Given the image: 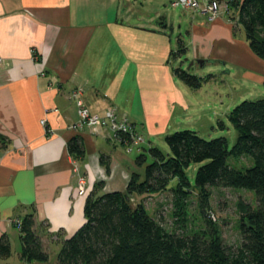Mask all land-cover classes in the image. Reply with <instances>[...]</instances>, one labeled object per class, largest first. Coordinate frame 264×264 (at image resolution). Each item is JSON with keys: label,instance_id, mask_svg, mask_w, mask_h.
Returning <instances> with one entry per match:
<instances>
[{"label": "crops", "instance_id": "obj_1", "mask_svg": "<svg viewBox=\"0 0 264 264\" xmlns=\"http://www.w3.org/2000/svg\"><path fill=\"white\" fill-rule=\"evenodd\" d=\"M149 1L0 0V136L6 141L0 148V239L7 238L11 252L0 263L20 260L15 222L26 214H33L48 248L60 246L85 223V201L95 184L103 183L100 193L125 190L136 156L125 153L107 129L85 126L75 133L69 127L78 120L76 99L91 115L114 109L119 118L139 120L133 41L151 33L145 28L153 22ZM190 12L194 58L212 53L250 71L264 70L245 36L242 42L240 26L231 27L236 10L212 22L208 14ZM75 135L82 140V157L67 150Z\"/></svg>", "mask_w": 264, "mask_h": 264}, {"label": "trees", "instance_id": "obj_2", "mask_svg": "<svg viewBox=\"0 0 264 264\" xmlns=\"http://www.w3.org/2000/svg\"><path fill=\"white\" fill-rule=\"evenodd\" d=\"M215 1L226 4L228 10H236L237 24L251 52L264 62V0ZM184 51L182 47L178 52ZM174 74L193 89L200 85L196 77L180 69ZM228 120L236 131L230 148L224 137L206 140L191 130L167 135V154L156 147L141 146L134 160L136 170L124 191L100 193L103 183L95 184L85 201V223L61 242L53 264H264V98L242 101L228 114ZM131 126L136 128L135 124ZM114 140L127 149L132 145L128 136ZM5 146V139L0 136V148ZM67 150L73 157L84 155L78 135L69 140ZM230 158L245 159L249 166L235 169L229 164ZM100 163L109 173L104 156H100ZM191 164H199L194 185L185 175ZM173 179L177 183L169 189ZM191 187L199 192L230 188L254 194L250 193L253 202H245L242 197L237 200L235 247L226 246L215 230L190 235L178 232L180 227L166 231L141 202L149 194L170 190L177 212L183 215L187 189ZM35 226L32 213L19 220V259L25 264H50V252ZM10 254L9 242L3 237L0 256Z\"/></svg>", "mask_w": 264, "mask_h": 264}, {"label": "rangeland", "instance_id": "obj_3", "mask_svg": "<svg viewBox=\"0 0 264 264\" xmlns=\"http://www.w3.org/2000/svg\"><path fill=\"white\" fill-rule=\"evenodd\" d=\"M172 1L160 3L151 0L147 3L153 22L146 24L145 28H151V33H146L144 40L133 41L132 76L135 77L133 83L136 94L134 112L139 116L140 122L129 115L130 120L136 122L137 143L131 141L129 149L121 145L123 151L130 153L132 158L140 152L141 146L156 147L167 154L164 138L181 130L194 131L206 140L224 137L230 148L235 142L236 131L228 120V114L244 100L264 98V70L250 71L223 58L218 59L212 53L203 59L194 58L188 32L195 22L190 11H197L173 8L170 4ZM135 12L138 16L139 13ZM224 12L206 17L207 21H214ZM228 12L229 10L226 13ZM236 23L238 22L231 23L233 30H236ZM242 39L244 42V33ZM182 47L186 51L180 54L178 51ZM176 69L196 77L200 82L199 87L193 89L177 78L174 74ZM229 164L238 170L249 166L245 159L230 158ZM198 167L199 164H191L185 170L191 185H194ZM176 183V179L171 180L169 189L175 187ZM187 190L189 194L183 215L177 212L170 190L149 194L142 200L137 196L136 199L141 200L148 214L166 231L171 232L180 227L178 232L190 235L215 230L226 246L235 247L238 244L237 200L242 197L245 202H253L254 194L230 188H206L199 192L191 187ZM44 246L49 250L50 264H53L60 246L52 244L48 248L46 241ZM19 261L12 258L3 264H25Z\"/></svg>", "mask_w": 264, "mask_h": 264}, {"label": "built area", "instance_id": "obj_4", "mask_svg": "<svg viewBox=\"0 0 264 264\" xmlns=\"http://www.w3.org/2000/svg\"><path fill=\"white\" fill-rule=\"evenodd\" d=\"M170 4L172 7H181L185 10H195L197 12L208 14V16L211 17H213L212 15H216L227 10L226 4H220L215 0H173ZM222 5L223 8H221ZM73 97H75V94H73ZM76 107L78 120L76 123L72 124L69 127L71 131L75 133L79 132L85 126L91 127L94 130L107 129L112 133L114 139H116L117 137L120 138V136H128L130 141H134V143H137V133L135 131V128L131 126V123L127 118L117 117L113 110L108 111L102 117L91 115L82 101L79 99H76ZM40 123L43 127H45V120H41ZM79 184L80 190L78 194L83 195L82 189L84 185V178L82 176L79 177ZM15 223L18 228L19 220H17Z\"/></svg>", "mask_w": 264, "mask_h": 264}, {"label": "water", "instance_id": "obj_5", "mask_svg": "<svg viewBox=\"0 0 264 264\" xmlns=\"http://www.w3.org/2000/svg\"><path fill=\"white\" fill-rule=\"evenodd\" d=\"M201 62V61H200ZM202 64H204V62H202Z\"/></svg>", "mask_w": 264, "mask_h": 264}]
</instances>
